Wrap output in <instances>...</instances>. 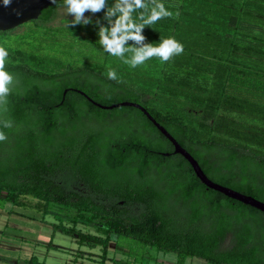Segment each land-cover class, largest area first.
<instances>
[{
    "label": "trees",
    "instance_id": "16d2710c",
    "mask_svg": "<svg viewBox=\"0 0 264 264\" xmlns=\"http://www.w3.org/2000/svg\"><path fill=\"white\" fill-rule=\"evenodd\" d=\"M145 2L149 8L164 3ZM164 4L173 15L143 34L154 44L174 37L184 51L152 82V93L88 66L5 48L13 80L0 99L6 136L0 142V203L26 205L29 196L45 214L52 203L75 209L72 224H55L54 230L101 246L103 258L113 233L174 253L176 264L188 257L264 264V213L206 188L181 155L164 156L172 144L137 108L104 110L75 91L103 105L155 103L146 107L149 113L209 178L264 201V0ZM57 7L43 9L33 22L51 23ZM89 15L92 24L71 31L97 32V20L107 24L103 11ZM135 123L146 132L131 129ZM172 200L186 210L172 212ZM134 205L138 214L130 213ZM78 221H98L100 234L80 231Z\"/></svg>",
    "mask_w": 264,
    "mask_h": 264
},
{
    "label": "rangeland",
    "instance_id": "374dc122",
    "mask_svg": "<svg viewBox=\"0 0 264 264\" xmlns=\"http://www.w3.org/2000/svg\"><path fill=\"white\" fill-rule=\"evenodd\" d=\"M160 1L167 5H177V0ZM57 8L56 18L51 23L40 25L29 21L21 24L8 34L0 35V46L23 52H34L49 58L54 63L60 62L67 66H88L94 70H100L105 75L110 69L115 70L118 76L117 81L141 89L148 88L151 93L155 90L152 82L161 77L166 69L172 68L171 61L166 64L157 57H153L137 68H130L120 58L103 51L97 40V32H89L81 28L76 33L67 28V21L63 18L64 9L60 6ZM68 19L71 18L68 17ZM154 104L150 101L145 102L147 108H153ZM188 112L194 115L199 113L191 109H188ZM86 125L92 128L97 127L94 121H88ZM215 158L217 156L213 153L212 159ZM150 171L151 175L156 176L154 170ZM32 201V198L27 196L26 205L0 203L3 224L8 220L7 228L3 229V235H0V257H2L0 260L14 259L13 264H104L100 261L103 253L101 246L90 247L80 244L72 235L54 230L55 224L71 225L72 218L76 214L75 209L52 203L45 214L38 210ZM177 206L180 207L181 202ZM169 208L174 213L178 212L175 206L170 205ZM140 211L141 208L137 205L130 207L131 214H138ZM97 222L95 221L99 224ZM96 224L78 221L76 228L85 233L99 235ZM228 244L229 239H226L222 247L225 248ZM113 249L118 250L117 255L119 253L120 258L109 255L108 259L116 263H121L123 255L126 258L125 261L129 258L139 263L148 256L144 254L148 251L154 253L153 256L151 255L153 259L158 257L170 261L176 259L174 253L162 252L156 248L144 246L133 238L118 237L111 233L107 251L111 253ZM31 256L35 258L33 263H29ZM186 264L211 263L201 258L188 257Z\"/></svg>",
    "mask_w": 264,
    "mask_h": 264
},
{
    "label": "clouds",
    "instance_id": "9594fccd",
    "mask_svg": "<svg viewBox=\"0 0 264 264\" xmlns=\"http://www.w3.org/2000/svg\"><path fill=\"white\" fill-rule=\"evenodd\" d=\"M13 3L14 0H0V7H9ZM54 3L64 9L63 18L67 21V28L92 24V18L85 13L103 11L107 24L96 21L98 43L104 52L120 58L130 68L144 65L153 57L159 58L161 62H168L184 51L183 44L174 37L160 39L157 44L146 42L144 28L173 15L162 2L155 3L151 8L145 0H54ZM7 57L8 51L0 47V99L9 93V85L13 80L5 70ZM107 78L117 80L116 71L110 69ZM2 123L5 128L11 127L8 121ZM5 139L4 133L0 132V142Z\"/></svg>",
    "mask_w": 264,
    "mask_h": 264
},
{
    "label": "water",
    "instance_id": "95a60500",
    "mask_svg": "<svg viewBox=\"0 0 264 264\" xmlns=\"http://www.w3.org/2000/svg\"><path fill=\"white\" fill-rule=\"evenodd\" d=\"M54 4V0H14V3L11 6L0 7V32L12 30L21 24L37 20L43 9L53 6ZM66 91L67 90H64L63 94H65ZM75 91L82 94L95 106L104 110H111L123 106L137 108L148 118V120H150L154 124V126L168 139V141H170V143L174 147L173 153L180 154L185 158V160L190 164L196 177L206 188L222 193L228 198L239 201L245 205H249L264 213V201L239 192L231 187L220 184L209 178L201 168L199 162L194 158V156L184 147H182L180 143H178V141L160 123H158L154 119L147 108L144 107L141 103L121 101L111 105H103L93 101L83 91L78 89H75ZM163 155L167 156L169 155V153H163Z\"/></svg>",
    "mask_w": 264,
    "mask_h": 264
},
{
    "label": "crops",
    "instance_id": "0c3cea01",
    "mask_svg": "<svg viewBox=\"0 0 264 264\" xmlns=\"http://www.w3.org/2000/svg\"><path fill=\"white\" fill-rule=\"evenodd\" d=\"M3 217L0 215V235L2 236L3 235V229H6L7 226H8V220H7V223L5 222L3 225ZM13 230V229H11ZM110 244V243H109ZM108 250V248H107ZM106 250V253H105V258L102 257V254H101V262L104 263V264H176V259H172L171 261L170 260H166L164 258H155L153 259L152 256L154 255V253H152V251H148V252H145L144 254L148 255L147 257H145L141 262L139 263H135V261L133 259H129L127 258V261H125L124 259H126L124 257V255L122 256L121 258V263H116V261H112L108 259V256L109 255H112L114 258H116L117 256H119L120 258V255L118 253L117 255V251L116 249H113L111 251V253H109V251ZM92 253V252H91ZM91 253L89 254V256L91 255ZM152 255V256H151ZM32 257V256H31ZM2 258V257H0ZM186 260L187 258L185 259V261L183 262V264H186ZM44 262L46 261V258L43 260ZM126 262V263H123V262ZM13 262H15L14 259H6V261H3L2 259L0 260V264H13Z\"/></svg>",
    "mask_w": 264,
    "mask_h": 264
},
{
    "label": "flooded vegetation",
    "instance_id": "af4514ba",
    "mask_svg": "<svg viewBox=\"0 0 264 264\" xmlns=\"http://www.w3.org/2000/svg\"><path fill=\"white\" fill-rule=\"evenodd\" d=\"M58 9V8H57ZM57 9H56V15H57ZM13 30V29H12ZM57 108H58V105L56 106ZM141 112V111H140ZM145 116V115H144ZM146 117V116H145ZM147 118V117H146ZM147 120H148V118H147ZM153 126H154V124L150 121V120H148ZM155 127V126H154ZM156 128V127H155ZM131 129H133V130H135V131H139V132H142V133H145L146 132V127H143V126H140V125H138V124H133L132 126H131ZM157 129V128H156ZM158 130V129H157ZM159 131V130H158ZM160 132V131H159ZM161 133V132H160ZM162 134V133H161ZM163 135V134H162ZM164 136V135H163ZM165 137V136H164ZM13 141V140H12ZM170 142V141H169ZM172 147H173V145H172ZM173 150H174V147H173V149H172V151H170V152H168L169 153V155L170 154H174L173 153ZM1 154V153H0ZM174 155H180V154H174ZM168 156V155H167ZM177 204L178 203H175L173 200L171 201V203H170V205H172V206H175L177 209H178V211H181V210H186V209H183V208H185L184 206H183V204L180 206V207H178L177 206Z\"/></svg>",
    "mask_w": 264,
    "mask_h": 264
},
{
    "label": "built area",
    "instance_id": "2783aa9c",
    "mask_svg": "<svg viewBox=\"0 0 264 264\" xmlns=\"http://www.w3.org/2000/svg\"><path fill=\"white\" fill-rule=\"evenodd\" d=\"M89 14H90V12H86V13H85V15H86V16H89V17H90V15H89Z\"/></svg>",
    "mask_w": 264,
    "mask_h": 264
}]
</instances>
